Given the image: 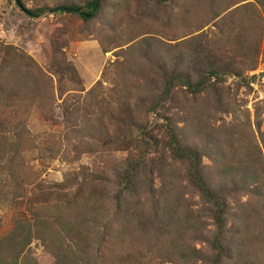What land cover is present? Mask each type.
<instances>
[{"label":"rangeland","instance_id":"374dc122","mask_svg":"<svg viewBox=\"0 0 264 264\" xmlns=\"http://www.w3.org/2000/svg\"><path fill=\"white\" fill-rule=\"evenodd\" d=\"M87 1L20 0L28 11L82 6ZM53 64L70 67L73 74L62 73L58 78L51 71ZM212 68L220 70L221 79L212 78L205 92L191 96L176 87L159 115L126 112L129 79L152 87L172 72L196 80ZM129 73L134 76L128 77ZM14 78L15 82L11 80ZM6 81L9 85H4ZM143 95L148 98V93ZM161 118L176 124L187 144L200 148H215V144H233L240 150L245 144L261 148L264 0H169L163 4L153 0H103L98 15L86 22L71 15L33 18L14 0H0V133L18 131L22 137L13 143L20 141L23 163L31 171L23 165L18 173L24 175L27 170L32 183L24 189L20 208H0V237L11 229L12 215L17 212L25 216L26 205L34 201L87 198L94 191L88 186L90 181L93 186L100 181L112 186L115 173L137 156L139 148L133 141L138 138L136 122L149 130L154 144L146 151V160L153 163L156 189L162 191L163 180L167 182L170 174L181 178L175 181V193L182 210L194 212L202 223L199 235L190 234L189 239L209 257L208 242L215 231L208 206L182 179L184 171L179 165L170 172L157 164L174 165ZM202 173L209 183L216 184L212 155L203 158ZM227 204L223 245L234 253L246 224L253 231V224L264 225V207L244 193L229 197ZM156 233L153 230L141 239L129 236L126 244L138 239L140 244L150 238L154 241ZM172 249L169 240L161 238L152 250L169 254ZM28 253L40 264L50 262L36 241ZM224 264H232V255ZM254 264H264V256Z\"/></svg>","mask_w":264,"mask_h":264},{"label":"trees","instance_id":"16d2710c","mask_svg":"<svg viewBox=\"0 0 264 264\" xmlns=\"http://www.w3.org/2000/svg\"><path fill=\"white\" fill-rule=\"evenodd\" d=\"M153 1L163 4L169 0ZM102 4L103 0H88L82 6L40 7L29 12L33 18L46 14L71 15L86 22L98 15ZM125 63L124 69L127 70L129 61ZM151 66L156 68L154 64ZM51 68L58 78L62 73L73 74L67 66L58 68L53 64ZM219 71L212 68L205 77L200 76L196 80L189 75L182 77L172 72L152 87L134 82L131 78V87L127 88L125 96L126 112L157 116L164 110L174 88H182L191 96L205 92L212 78L221 79ZM133 76L128 74V77ZM11 80L15 82V78ZM4 85H9V81ZM143 93H148V98L144 99ZM161 120L174 165L157 164L162 165L161 170L167 167L166 170L170 172L175 165H179L184 171L182 179L193 186L208 206L215 231L208 242L211 251L209 257L196 249L189 239L190 234L199 235L202 223L194 212L182 210L181 199L175 193V181L181 178L170 174L167 182L163 180L162 191L156 189L154 170L151 168L153 163L146 160V151L154 147L152 138L144 125L133 122L138 131V138L133 140L135 148H139L137 156L115 173L112 186L105 181L95 182L93 186V181H90L88 186L94 191L87 198L71 196L54 201H34L30 206L26 205L25 216L15 212L11 218V229L0 237V264H40L28 253L33 241L44 249L50 259L48 264H197L199 261L224 264L229 260V255H232V264L257 263L258 257L264 256V225L258 227L257 223L253 224V231L251 225L246 224L243 238L237 239L234 245V253L228 252L223 238L226 234L229 197L244 193L262 202L264 207V144L261 148L258 144H245L243 150L233 144L200 148L197 144H187L182 140L181 129L176 124L167 118ZM1 128L5 129L3 124ZM21 138L18 131L10 133L3 130L0 133V208H20L23 205L21 200L25 198L24 189L32 185L29 181L31 174L27 170L24 175L18 173L19 167L23 168L24 165V151L20 150V141L18 144L13 142ZM206 155H212L217 168L215 185L209 183L202 173V160ZM24 166L27 168L28 164ZM27 169L31 171L30 167ZM153 230H157L154 241L150 238L143 244L138 243L139 237L147 238ZM128 231L130 233L126 235ZM129 236L139 239L126 244ZM161 238L171 243L173 249L169 254L152 250Z\"/></svg>","mask_w":264,"mask_h":264},{"label":"water","instance_id":"95a60500","mask_svg":"<svg viewBox=\"0 0 264 264\" xmlns=\"http://www.w3.org/2000/svg\"><path fill=\"white\" fill-rule=\"evenodd\" d=\"M15 1V3H16V6L24 13V14H26L27 16H30L31 14H30V12L28 11V10H26L23 6H22V4H21V2H20V0H14Z\"/></svg>","mask_w":264,"mask_h":264}]
</instances>
